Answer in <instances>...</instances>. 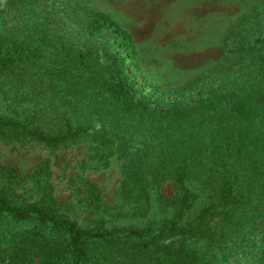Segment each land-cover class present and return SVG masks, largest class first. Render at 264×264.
I'll return each instance as SVG.
<instances>
[{
  "label": "trees",
  "instance_id": "1",
  "mask_svg": "<svg viewBox=\"0 0 264 264\" xmlns=\"http://www.w3.org/2000/svg\"><path fill=\"white\" fill-rule=\"evenodd\" d=\"M222 53L195 84L147 94L133 36L106 12L0 0V140L93 137L131 161L110 205L86 183L87 227L42 177L36 199L19 192L0 161V264H264V0Z\"/></svg>",
  "mask_w": 264,
  "mask_h": 264
},
{
  "label": "rangeland",
  "instance_id": "2",
  "mask_svg": "<svg viewBox=\"0 0 264 264\" xmlns=\"http://www.w3.org/2000/svg\"><path fill=\"white\" fill-rule=\"evenodd\" d=\"M81 2L87 8L112 14L114 20L131 25L140 46L143 75L135 69L129 73L142 91L154 94L158 87L160 92L188 87L212 69L228 65L230 60L223 57V46L240 32L258 0ZM119 11L127 12V16L119 19ZM109 43L117 49L113 40ZM176 96L166 94L165 98L174 100ZM116 146L113 144L111 152L104 142L93 137L54 149L37 143L21 145L0 140V161L15 167L24 179L18 187L19 192L30 200L36 199V178L32 175L42 177L51 186L63 213L87 227L99 212L87 204L86 183L96 184L103 203L110 205L117 199L119 187L129 170L130 159L126 153L116 150ZM39 171L43 174H37ZM161 192L165 196L173 194L172 182H165Z\"/></svg>",
  "mask_w": 264,
  "mask_h": 264
},
{
  "label": "crops",
  "instance_id": "3",
  "mask_svg": "<svg viewBox=\"0 0 264 264\" xmlns=\"http://www.w3.org/2000/svg\"><path fill=\"white\" fill-rule=\"evenodd\" d=\"M110 16L114 19V16L112 15V14H110ZM118 16H119V19L122 17V16H124V17H126L127 16V12L125 13V11L124 12H120L119 11V14H118ZM119 24H121L126 30H128L130 33H131V35L133 36V39H134V41H135V43H136V45H137V47H138V49L140 48V46L138 45V39H137V37H136V35H135V33L132 31V29L130 28V24L127 22V24H123L120 20H116ZM126 23V22H125ZM148 38H146V41H148L147 40Z\"/></svg>",
  "mask_w": 264,
  "mask_h": 264
}]
</instances>
